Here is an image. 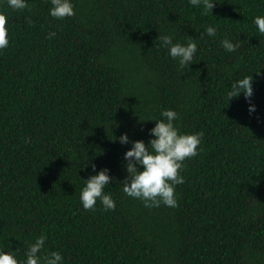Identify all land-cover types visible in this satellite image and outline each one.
Wrapping results in <instances>:
<instances>
[{
	"label": "trees",
	"instance_id": "obj_1",
	"mask_svg": "<svg viewBox=\"0 0 264 264\" xmlns=\"http://www.w3.org/2000/svg\"><path fill=\"white\" fill-rule=\"evenodd\" d=\"M72 4L56 19L49 0L23 10L0 0V250L23 260L44 234L41 252L58 250L62 264H264V35L252 22L264 0H216L211 15L188 0ZM209 24L214 37L201 35ZM163 33L195 40L188 68ZM224 38L240 46L225 51ZM250 74L251 114L242 94L225 96ZM165 108L179 132L203 135L182 162L177 206L145 207L121 190L129 144L114 137L147 144ZM92 163L109 169L110 210L79 200Z\"/></svg>",
	"mask_w": 264,
	"mask_h": 264
},
{
	"label": "clouds",
	"instance_id": "obj_2",
	"mask_svg": "<svg viewBox=\"0 0 264 264\" xmlns=\"http://www.w3.org/2000/svg\"><path fill=\"white\" fill-rule=\"evenodd\" d=\"M48 14L56 19H63L74 15L72 0H49ZM7 7L13 10H23L28 6V0H5ZM188 3L196 8L202 9V14H210L216 4V0H188ZM211 15V14H210ZM6 15L0 12V49L7 47L9 40L7 36ZM256 30L264 35V15L253 17ZM215 25H205L204 32L208 36L216 35ZM55 31H49L47 38L55 36ZM160 45L167 48V54L176 61L181 70L188 68L191 64L197 45L194 39L189 37L185 43L173 42V36L167 33L160 34ZM221 46L225 51H235L240 45L239 41L233 42L228 38L221 39ZM252 75H243L233 80L225 96L227 102L234 97L243 95L246 102L250 100L253 93ZM249 114L255 111V105L247 103ZM161 119L154 121L153 127L148 129L149 140L147 144L143 140H129L127 133H121L114 140L120 144H129L122 153L124 161L123 168L126 175L120 182L122 192L132 198L139 199L145 207H158L161 204L167 207H176L175 186L184 181L180 175L182 162L185 158L195 156L198 145L201 143L202 132L181 133L178 131L174 121L178 119V113L171 108L160 111ZM141 121V120H140ZM90 166L94 174L84 179V185L79 193V200L84 209H92L99 200L104 210L115 207V202L109 192L104 188L109 184V169L102 167L96 169L94 163ZM46 236L40 234L34 241L29 243L24 253L23 260H17L13 251L0 250V264H62L63 257L58 250H52L43 254Z\"/></svg>",
	"mask_w": 264,
	"mask_h": 264
}]
</instances>
